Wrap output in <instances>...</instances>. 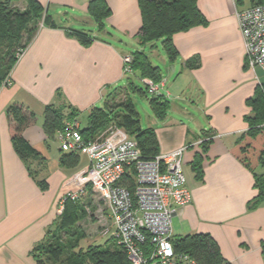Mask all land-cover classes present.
Wrapping results in <instances>:
<instances>
[{
	"label": "crops",
	"instance_id": "0c3cea01",
	"mask_svg": "<svg viewBox=\"0 0 264 264\" xmlns=\"http://www.w3.org/2000/svg\"><path fill=\"white\" fill-rule=\"evenodd\" d=\"M37 1L43 19L31 33L10 82L0 88V264H37L33 249L58 220L64 198L81 188L88 167L84 154H79L76 166L61 164L60 145L55 150L43 129L45 108L65 104L79 111V118L88 117L125 78L123 57L133 52L121 47L133 41L143 49L136 38L142 26L138 0H104L111 15L101 30L89 14L91 0ZM198 6L207 25L176 34L178 57L174 61L167 57V70L177 73L174 100L181 104L173 105L169 90L162 92L169 110L154 128L159 152L186 148L183 162L186 158L190 168L187 184L192 200L177 207L173 232L210 235L231 264H264V202L252 207L259 195L257 178L264 179V164L253 171L231 152L249 128L247 118L253 115L249 102L262 81L260 71L246 64L237 17V11L251 5L244 0H199ZM87 22L95 24L92 34L84 26ZM73 32L89 34L92 43L84 46ZM161 73L165 89L167 80L162 69ZM13 103L37 116L24 132L46 159L37 179L12 143L7 109ZM208 141L204 152L203 143ZM198 155L201 180L192 169ZM41 180L46 189L38 184Z\"/></svg>",
	"mask_w": 264,
	"mask_h": 264
},
{
	"label": "trees",
	"instance_id": "16d2710c",
	"mask_svg": "<svg viewBox=\"0 0 264 264\" xmlns=\"http://www.w3.org/2000/svg\"><path fill=\"white\" fill-rule=\"evenodd\" d=\"M21 0H0V88L10 80L11 72L20 57L27 49L31 33L36 24L43 19L44 10L37 0H22L26 3L24 10H20L15 3ZM199 0H138L142 15V26L136 35L142 50L133 52L132 70L138 75L142 88L132 77H127L126 85L108 94L102 107L93 108L88 115V125L81 128V135L89 143L107 130L117 125L128 132L132 139L138 141L143 157L151 159L159 155V143L154 128L143 129L140 126L139 115L135 110L131 95L138 93L146 96L147 87L142 79L149 78L155 83L162 80L161 69L154 66L145 52V47H155L161 42L169 60L178 57L173 37L208 23L207 18L198 6ZM251 6L264 5V0H251ZM89 14L95 19L99 29H103L104 21L111 15V11L104 0H91ZM48 17L45 16L44 22ZM80 43L88 46L93 37L83 32H73ZM27 36V39H25ZM123 95L122 100H118ZM154 115L161 121L165 120L169 110V103L164 97H153L149 100ZM253 115L247 118L249 128L239 141L232 147L231 152L244 165L255 171L264 164V93L258 89L254 99L249 102ZM9 132L14 149L26 165L30 175L36 178L39 168L46 159L24 137V132L36 123L37 116L21 103H13L7 109ZM79 117V111L69 105L47 106L43 113V129L50 140H55L57 133L65 127L67 121ZM208 142L203 143V150L207 152ZM79 154L64 153L61 164L67 167L76 166ZM196 179L203 178L202 157L198 155L192 163ZM37 179V178H36ZM130 182H132L130 180ZM38 184L46 189L43 180ZM133 184V182H132ZM256 188L259 195L252 207L264 202V179L257 178ZM81 201L66 200L62 213L54 226L46 233V238L32 251L37 264H130L127 251L116 245L115 248L81 246L86 238L77 224L84 213ZM57 229V233L48 239L49 234ZM63 235H69L63 240ZM66 237V236H65ZM173 246L177 253L189 256L196 264H231L222 255L217 242L208 234H194L175 236ZM264 251V246H263Z\"/></svg>",
	"mask_w": 264,
	"mask_h": 264
},
{
	"label": "built area",
	"instance_id": "2783aa9c",
	"mask_svg": "<svg viewBox=\"0 0 264 264\" xmlns=\"http://www.w3.org/2000/svg\"><path fill=\"white\" fill-rule=\"evenodd\" d=\"M237 17L246 64L264 75V5L237 11ZM132 61L131 56L123 57L124 76L134 74ZM141 81L150 95L163 97V82ZM259 89L264 93V81H259ZM56 139L61 151L89 159L81 188L70 192L62 206L66 200L80 201L91 185L105 200L113 236L127 251L130 264H196L177 253L172 243L177 207L192 200L183 167L186 148L146 159L138 141L125 134L112 131L105 138L85 142L78 121L66 122Z\"/></svg>",
	"mask_w": 264,
	"mask_h": 264
},
{
	"label": "rangeland",
	"instance_id": "374dc122",
	"mask_svg": "<svg viewBox=\"0 0 264 264\" xmlns=\"http://www.w3.org/2000/svg\"><path fill=\"white\" fill-rule=\"evenodd\" d=\"M244 2L246 4H250L251 0H244ZM15 6L20 10H24L23 8H25V2L24 1L16 2ZM93 23L94 22L84 23L85 24L84 26H86L85 28H87L86 30H88V33L92 34L91 28L95 27V24ZM82 26L83 25H80V28H83ZM121 48L125 52H136L140 49L138 44L133 41L131 43L128 42L126 45H123ZM144 50L146 54L148 55V57L150 58V60L152 61V63L154 64V66L160 67L162 69L165 79L167 80V87L165 89H162L163 90L162 92H165L166 89L169 90L173 96V100H172L173 105L174 104L180 105L181 104L180 102H176L174 100L175 99L174 97L176 95L175 93H173V89L175 88L174 84L177 79V73H171L167 70V66H166L167 56L165 54V51L163 50L161 42H157L156 46L152 48L150 46H147L145 47ZM129 56L132 57V55H129ZM259 73H260L261 80L264 81V75L261 72ZM130 76H133L132 78H135V74H132ZM126 80H127V76H125L124 80L120 82L116 87H114V89L124 86L126 83ZM135 81L138 85L144 88V86L140 83V81L137 78ZM131 98H132L135 110L137 111L139 115L140 126L143 129L155 128L158 123V118L154 115L150 107V104H149V100L152 99L153 96L150 95L149 93H147L146 96H141L138 93H136V94H132ZM122 99H123V95H120L118 100L120 101ZM190 111L192 112L193 110H190ZM194 112L196 113V111ZM73 121H78L79 124L81 123L80 127L82 126V128H86L88 125L87 115H84L81 118L75 117L74 119L69 120L67 122H73ZM112 131L116 133L125 134L127 137L131 136L128 132H126L122 128L118 127L117 125H113L107 128L106 131L101 133L98 136V138H105L109 136ZM50 141L54 142L51 144H53V148L58 151V147L60 145L59 142H57L56 140H50ZM61 152L65 153L63 151ZM84 160H85L84 163L89 165V159L87 155H85ZM183 167H184V172L187 178L190 175V168H189V165L186 163V158L184 159ZM85 190H86L85 195L80 200L81 201L80 205L83 207L84 213L82 215V219H80L77 224L78 229L82 231L83 233H85V236H86V238L82 240L81 246L85 249H87L90 246H94V245L101 246V247L115 248L116 245L118 244H117V240L113 236L114 231L110 230L111 225H110L109 217L107 216V213H106L107 211H106V206H105V200L102 199V197L99 195L98 192H95L93 190V187L91 185L86 186ZM175 226H176V222H174V229H175ZM174 232H175L174 233L175 236L181 235V233H178L179 231L174 230ZM56 233H57V229L56 230L53 229V231L49 234L48 239H51ZM63 236H64L63 240L70 239L68 238L69 235H63Z\"/></svg>",
	"mask_w": 264,
	"mask_h": 264
}]
</instances>
